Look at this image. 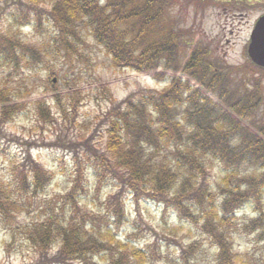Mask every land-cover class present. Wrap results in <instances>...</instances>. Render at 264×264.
I'll return each mask as SVG.
<instances>
[{
	"label": "trees",
	"instance_id": "16d2710c",
	"mask_svg": "<svg viewBox=\"0 0 264 264\" xmlns=\"http://www.w3.org/2000/svg\"><path fill=\"white\" fill-rule=\"evenodd\" d=\"M161 4L155 0H13L10 24L0 30V66L21 67L44 85L37 91L30 89L31 81L23 90L3 85L0 103L57 89L53 79L69 81L53 65L77 58L82 30L111 58L117 71L146 72L162 61H166L165 68L177 70L172 66L176 39L169 27L158 28L165 8ZM43 15L50 31L40 43L31 45L20 37V30L28 26L35 30ZM203 57L200 48L193 49L183 73L248 119L245 114L260 100L251 104L249 94L242 95L239 89L230 96L227 75L212 72L209 76ZM73 80L66 86L82 82L81 77ZM78 96L73 92L55 95L52 104L36 99L32 117L48 123L53 131L68 127L67 123L75 122ZM53 105L59 118L52 115ZM26 107L21 103L0 110V140L7 136L4 126ZM177 108L182 109V117L175 113ZM216 110L221 109L212 99L181 78H172L166 88L146 92L137 101L130 94L112 104L102 117L101 147L88 148L90 154H85L83 164L74 156L76 163L66 187L41 208L34 204L52 184L53 172L30 153L23 164L12 161L9 178L0 179V221L10 225L7 220L18 213L39 207L40 219L21 228L32 252L31 264H152L155 251L148 252L114 231L126 220L124 196L144 197L176 219L198 225L214 246L216 264H261L264 260L254 261L248 252L235 250L234 232L241 224L256 242L264 239V143L238 122L211 120ZM56 144L67 146L61 140ZM213 161L224 173L210 187L207 177ZM257 165L261 171L255 169ZM251 167V172L242 174L241 170ZM89 172L94 178L90 186ZM100 179L108 180L109 190L94 210L86 192L89 188L96 192ZM247 204L256 215L239 223L237 213ZM180 252L187 264L196 245L189 244Z\"/></svg>",
	"mask_w": 264,
	"mask_h": 264
},
{
	"label": "rangeland",
	"instance_id": "374dc122",
	"mask_svg": "<svg viewBox=\"0 0 264 264\" xmlns=\"http://www.w3.org/2000/svg\"><path fill=\"white\" fill-rule=\"evenodd\" d=\"M12 1L0 0V30L7 28L10 24L8 19L10 9H13ZM155 1L165 5L158 28L161 30L163 26L169 27L176 39L177 51L172 66L177 67V70L165 68L163 65L166 61H162V65L146 72L117 71V68L112 65L111 58L94 40L86 37V31L82 30L83 43L78 44L77 58L73 61L64 59L58 66L53 65L55 69H62V72H65V78L70 79L69 81L66 79L60 82L55 81L54 85L57 89L46 93L34 92L21 99L0 103V110L5 106L27 104L22 113L14 115L4 126L7 136L0 140V179L7 180L10 176L11 162L17 160L14 161L15 164H23L24 158L29 153L39 164L53 172L52 184L48 186L44 195L38 197L34 206L41 208L66 187L76 163L75 157L83 164L86 159L85 154H90L87 152L88 148H94V146L98 148V145L101 147L105 126L102 117L112 104L130 94H133L137 101L146 92L166 88L172 78L188 81L193 88H197L217 104L222 111L216 110L217 116L215 118L212 116L211 120L221 118L227 122L231 120L238 122L248 133L261 138L264 143V72H256L246 55L248 31L252 19L258 13L256 6L246 5L245 12L240 17L236 10L237 4L245 5L246 0L238 1L237 4L233 2L234 0ZM40 25L35 30L31 26L24 27L20 30V37L31 45L40 43L50 31L46 15L41 16ZM195 48H200L204 53L203 65L208 67L209 76L212 72L227 75L230 96L241 87L248 90L247 84H251L254 78L259 79L261 101L253 110V115H249L246 120H240V117L220 102L214 93L207 91L195 79L183 73L182 68ZM39 74L45 77V73ZM77 77H81L82 82L75 86H66ZM30 81L34 83L30 89L35 91L41 90L44 85V82L37 80L35 82L21 67L12 70L8 65L0 66V87L5 85L8 89L17 87L23 90L25 86L30 85ZM70 92L80 96H78L75 122L67 123L68 127L63 126L61 130L53 131L48 123L42 124L41 121L37 122L36 118L32 117L34 112L32 113L31 109L34 100L43 98L47 99L48 104H52L50 101L53 96ZM181 110L177 108L175 111L179 117H182ZM51 112L54 117L59 118L54 105ZM51 119L54 118L51 117ZM60 140L67 146L57 145L56 143ZM255 169L261 171L258 165ZM252 170L253 167L248 168L247 171H241L242 174H248L247 172ZM223 173L217 161H213L208 171L209 178L207 177L210 187L216 184ZM88 175L87 181L90 186L94 178L90 176V172ZM106 181L108 180L100 179L101 184L96 192L92 188L86 192V200L91 207L94 206L92 208L94 210L99 209L105 193L109 190L105 185ZM123 206L126 220L115 227L114 231L120 238L131 240L132 243L148 252L155 251L152 264H186L181 259L180 250L192 243L196 245V252L188 256L187 264H216L213 262L214 246L210 244L198 225L176 219L174 214L163 211L162 206L144 197L134 198L125 195ZM38 208H27L18 213L14 219L7 220L11 222L10 225L0 221V264H31L32 252L21 228L40 219L41 210ZM255 215L253 208L247 204L238 211L236 221L243 223ZM234 248L240 253L248 252L251 258L253 256L254 261L264 260V239L256 242L255 236L249 234L248 230H242L241 224L239 230L234 232Z\"/></svg>",
	"mask_w": 264,
	"mask_h": 264
},
{
	"label": "flooded vegetation",
	"instance_id": "af4514ba",
	"mask_svg": "<svg viewBox=\"0 0 264 264\" xmlns=\"http://www.w3.org/2000/svg\"><path fill=\"white\" fill-rule=\"evenodd\" d=\"M230 1H233V0H230ZM242 2L241 0H234L233 2H235V4H237L236 2ZM247 1V4L243 5L242 3H240V5L237 4V11L239 12L238 16L242 17L243 16V13L245 12L244 11V8H246L247 6L246 5H249V6H256V9H257V14L254 16V18L252 19V23H251V26L249 28V39H250V36L251 34L253 33V31H257L258 30V26H257V21L258 19L264 15V0H246ZM163 2V1H162ZM234 4V3H232ZM254 8V7H253ZM261 32H263V28L260 29ZM249 41V40H248ZM248 43V42H247ZM247 46V45H246ZM252 63V62H251ZM252 68L256 71V72H264V67L262 66H259L257 64H254L252 63L251 64ZM259 77V76H258ZM247 87H248V90L245 91L244 89H242V87L240 88V92L241 94H249L250 96V103L253 104V102H257L259 101L260 99V84H259V79H252L251 80V84H247ZM260 90V91H259ZM259 106V104H258ZM255 109V108H254ZM253 111L249 112L248 115H253ZM240 120H243V118L240 117ZM245 120V119H244ZM263 137H264V134H263ZM259 138V137H258ZM261 139V138H259ZM262 140V139H261Z\"/></svg>",
	"mask_w": 264,
	"mask_h": 264
},
{
	"label": "water",
	"instance_id": "95a60500",
	"mask_svg": "<svg viewBox=\"0 0 264 264\" xmlns=\"http://www.w3.org/2000/svg\"><path fill=\"white\" fill-rule=\"evenodd\" d=\"M257 26L258 30H254L250 36L247 55L253 63L264 67V15L258 19ZM261 28H263V32H261ZM53 81L55 82V79Z\"/></svg>",
	"mask_w": 264,
	"mask_h": 264
}]
</instances>
